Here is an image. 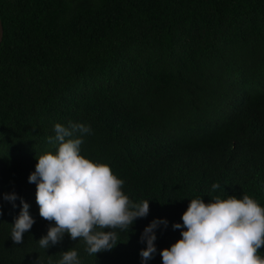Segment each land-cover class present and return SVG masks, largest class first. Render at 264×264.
<instances>
[{"label":"trees","instance_id":"1","mask_svg":"<svg viewBox=\"0 0 264 264\" xmlns=\"http://www.w3.org/2000/svg\"><path fill=\"white\" fill-rule=\"evenodd\" d=\"M0 23V264H57L68 250L81 264H162L190 200L248 195L264 207V0H0ZM69 122L91 128L81 155L149 201L95 256L67 234L38 243L55 225L28 177L55 153L54 125ZM21 199L35 223L17 245ZM153 220L167 227L142 261Z\"/></svg>","mask_w":264,"mask_h":264},{"label":"clouds","instance_id":"2","mask_svg":"<svg viewBox=\"0 0 264 264\" xmlns=\"http://www.w3.org/2000/svg\"><path fill=\"white\" fill-rule=\"evenodd\" d=\"M54 136L48 138L56 151L37 158L35 171L28 177L36 185L35 200L39 216L55 226L39 240L47 250L59 244L65 234L73 241L83 240L88 255L111 251L119 233L129 232L134 221L149 213V201L134 203L123 192L124 180L112 169L81 155L82 137L91 133L85 124L69 122L54 125ZM220 187L214 183L212 190ZM3 200L14 202L18 197L4 194ZM19 216L12 225L11 240L22 244L25 233L35 223L29 205L22 199ZM13 207L15 204L13 203ZM185 229L181 238L160 251L162 264H264L260 250L264 248V207L252 197H213L205 203L197 197L189 201L181 216ZM167 227L165 220H153L144 228L140 242L146 245L139 255L142 261L156 254L155 230ZM57 264H81L75 250L63 252Z\"/></svg>","mask_w":264,"mask_h":264},{"label":"water","instance_id":"3","mask_svg":"<svg viewBox=\"0 0 264 264\" xmlns=\"http://www.w3.org/2000/svg\"><path fill=\"white\" fill-rule=\"evenodd\" d=\"M2 35H3V29H2V25L0 23V43L2 41Z\"/></svg>","mask_w":264,"mask_h":264}]
</instances>
